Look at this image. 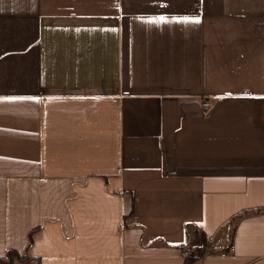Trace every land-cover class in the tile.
Segmentation results:
<instances>
[{"label":"crops","instance_id":"1","mask_svg":"<svg viewBox=\"0 0 264 264\" xmlns=\"http://www.w3.org/2000/svg\"><path fill=\"white\" fill-rule=\"evenodd\" d=\"M8 252L264 264V0H0Z\"/></svg>","mask_w":264,"mask_h":264},{"label":"trees","instance_id":"2","mask_svg":"<svg viewBox=\"0 0 264 264\" xmlns=\"http://www.w3.org/2000/svg\"><path fill=\"white\" fill-rule=\"evenodd\" d=\"M13 254H12V252H8L7 253V258H5V259H0V262L1 263H4V264H13V263H15V258L12 256ZM14 256L15 257H17L15 254H14ZM25 259V257L24 258H22V260L21 261H23ZM19 259L17 258V261H18ZM191 263V259H188V260H186V262L184 263V264H190Z\"/></svg>","mask_w":264,"mask_h":264},{"label":"built area","instance_id":"3","mask_svg":"<svg viewBox=\"0 0 264 264\" xmlns=\"http://www.w3.org/2000/svg\"><path fill=\"white\" fill-rule=\"evenodd\" d=\"M203 106H204L205 108H210V107H211L209 101L204 102V103H203ZM189 253H190L189 248H186V249L182 250V255H183V256H188Z\"/></svg>","mask_w":264,"mask_h":264},{"label":"snow or ice","instance_id":"4","mask_svg":"<svg viewBox=\"0 0 264 264\" xmlns=\"http://www.w3.org/2000/svg\"><path fill=\"white\" fill-rule=\"evenodd\" d=\"M161 19H163V18H161ZM193 22H196V23H198L199 21H193Z\"/></svg>","mask_w":264,"mask_h":264}]
</instances>
